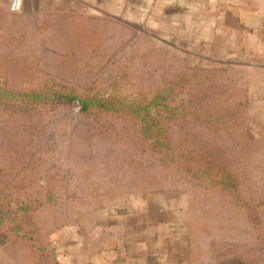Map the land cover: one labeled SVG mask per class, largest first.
I'll list each match as a JSON object with an SVG mask.
<instances>
[{
	"label": "rangeland",
	"instance_id": "rangeland-1",
	"mask_svg": "<svg viewBox=\"0 0 264 264\" xmlns=\"http://www.w3.org/2000/svg\"><path fill=\"white\" fill-rule=\"evenodd\" d=\"M225 22L188 9L140 23L61 9L28 18L0 0V264L54 263L13 236L25 214L60 264L55 234L103 209L180 221L186 264H264V18L227 19L231 33ZM168 87L162 146L125 110L22 95L146 104Z\"/></svg>",
	"mask_w": 264,
	"mask_h": 264
},
{
	"label": "crops",
	"instance_id": "crops-1",
	"mask_svg": "<svg viewBox=\"0 0 264 264\" xmlns=\"http://www.w3.org/2000/svg\"><path fill=\"white\" fill-rule=\"evenodd\" d=\"M11 0H2L9 6ZM74 10L129 19H144L186 9L217 18H264V0H22L20 15L36 18L42 11ZM221 21L219 22V24ZM231 28V25H228ZM228 33V31H227ZM60 264H117L139 259L142 264H186L183 225L178 220L155 221L138 213L103 209L83 218L80 225L55 234Z\"/></svg>",
	"mask_w": 264,
	"mask_h": 264
},
{
	"label": "trees",
	"instance_id": "trees-1",
	"mask_svg": "<svg viewBox=\"0 0 264 264\" xmlns=\"http://www.w3.org/2000/svg\"><path fill=\"white\" fill-rule=\"evenodd\" d=\"M9 11V10H8ZM185 78H178V80H184ZM61 88V87H60ZM164 91L160 94H157L148 101L146 104H136L131 101H127L123 98H119L114 95L109 96H93L91 98H80L76 96L72 92H65V91H51V95H45L43 92H33L29 94H22L23 97H25V103L29 104H35L40 101H48L53 102L57 106H71L75 103L78 104L79 109L82 113H87L91 110H96L101 113H117L120 110H125L127 113H130L131 115L135 116L136 118H139L141 120V123L144 126V131L146 136H148L149 139L155 141L156 145H163L160 144L161 138L165 137V133L163 132V127L160 119L158 118L162 113H164V109L166 108V101L168 98L174 94L173 89L168 87L163 88ZM20 95V96H22ZM8 97L15 98V95L8 94ZM1 99V98H0ZM234 180V179H233ZM214 183L218 186H224L228 189H231V192H233L235 197H240V194H238V184L237 181L234 180L232 183H225L223 179L219 181H214ZM213 184V183H212ZM8 214H6V211H4V208L2 205H0V221L4 219ZM26 216V214H25ZM22 217L17 223L13 225V228L15 226H18L20 229L19 231L16 230L17 234L13 235L17 242H19L21 245L24 246H30L34 248H45L46 246L51 252V257L53 259V264H57L55 259V250L54 247L50 244L43 246V241L41 243L37 244V239L35 235H32V231L30 229L26 228V222L27 217ZM12 220V219H11ZM6 226V225H5ZM15 230V229H14ZM6 231H8L6 229ZM8 233L12 236L13 233ZM10 235L6 236L7 239H10ZM33 238V239H32ZM57 258V257H56Z\"/></svg>",
	"mask_w": 264,
	"mask_h": 264
},
{
	"label": "built area",
	"instance_id": "built-area-1",
	"mask_svg": "<svg viewBox=\"0 0 264 264\" xmlns=\"http://www.w3.org/2000/svg\"><path fill=\"white\" fill-rule=\"evenodd\" d=\"M22 6V0H11L8 6V10L11 13H15L20 10ZM117 264H142V262L139 259H124Z\"/></svg>",
	"mask_w": 264,
	"mask_h": 264
}]
</instances>
